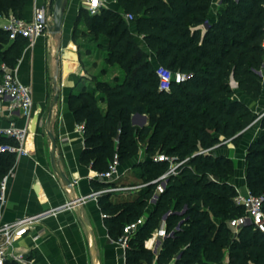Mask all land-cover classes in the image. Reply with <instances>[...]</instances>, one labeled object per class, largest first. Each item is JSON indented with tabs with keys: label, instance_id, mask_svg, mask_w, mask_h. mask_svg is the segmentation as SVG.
Here are the masks:
<instances>
[{
	"label": "trees",
	"instance_id": "trees-1",
	"mask_svg": "<svg viewBox=\"0 0 264 264\" xmlns=\"http://www.w3.org/2000/svg\"><path fill=\"white\" fill-rule=\"evenodd\" d=\"M213 0H119L125 14L101 9L90 15L86 8L81 17L90 37L101 38L106 63L119 66L123 78L114 84L98 81L95 88L72 94L69 100L77 122L84 127L85 149L81 162L98 173L108 170L115 154L121 166L135 161L142 149L143 158L135 174L146 185L134 196L113 200L111 195L99 200L105 225L112 239H118L124 226L148 213L146 223L132 238L127 249V264H264V234L245 227L238 239L232 238L229 221L242 216L237 206L236 188L228 178L235 175L232 159L212 148L231 140L239 144L242 132L257 118L252 108L235 98L234 81L241 92L257 102L263 89L254 72L264 62V0H225L216 21L210 20ZM29 0H0V14L23 17ZM201 26H207L203 33ZM136 27L147 50L141 48L132 31ZM84 36L86 34H83ZM27 41L10 42L0 28V62L14 67ZM157 57L159 66L173 72L192 74L183 84H173L170 91L160 90L157 68L150 60ZM137 103L155 111H166L154 118L146 131L136 129L131 110ZM104 104V107L101 105ZM120 123L114 134L112 124ZM264 129V116L261 119ZM144 142L142 148L139 144ZM201 150L213 153L200 154ZM159 154L189 161L171 176L166 191L153 208H149L156 184L169 169ZM14 155L0 157V183L15 165ZM248 189L255 195L264 193V132L253 141L246 156ZM215 178V180L211 179ZM94 190L106 184L92 181ZM188 210L168 219L169 230L186 218L182 229L165 240L157 257L145 242L159 227L169 210Z\"/></svg>",
	"mask_w": 264,
	"mask_h": 264
},
{
	"label": "crops",
	"instance_id": "crops-1",
	"mask_svg": "<svg viewBox=\"0 0 264 264\" xmlns=\"http://www.w3.org/2000/svg\"><path fill=\"white\" fill-rule=\"evenodd\" d=\"M102 2L101 9L125 14L119 0ZM42 4L49 9L52 0H29L23 18L30 20L35 6ZM83 8L84 0H69L62 31L55 36L47 32L34 45L27 43L21 58L14 66L18 79L33 88L34 107L29 121L16 122L20 127H28L30 155L17 159L11 168L7 200L0 207L1 223H12L89 196L95 191L92 181L99 182L98 172L81 162L86 146L85 138L79 130L81 124L77 122L69 100L72 94L81 93L85 88H95V84H90L85 78L82 65L84 59L98 62L101 81L114 84L117 78L124 76L119 66L107 65L105 51L96 54L87 52L85 43L91 35L84 18L81 17ZM210 20L216 21L212 12ZM200 28L203 33L207 30V26ZM132 33L139 46L147 50L146 42L143 36L138 35L136 27ZM150 60L155 66H159L154 54H151ZM231 86L238 101L253 103L234 81ZM56 88H59L60 96L53 107L51 128L57 140V160L71 180V188L56 174L50 159L51 140L46 131V122L52 110ZM252 110L257 118L242 132L239 144L229 141V153L225 154L222 153L224 143L212 148L219 155L234 161L238 172L229 182L243 193L248 190L245 173L247 152L253 141L264 132L261 124L260 127L258 125L264 116V83L260 98ZM9 123L7 117L0 119V126H7ZM127 169V165L122 167L125 179L129 175ZM104 219L99 201L88 199L79 206L44 217L16 244L15 253L32 260L34 264H127V250L110 237ZM232 238L235 239L233 231ZM227 260L228 253L224 263ZM154 264H157L156 259Z\"/></svg>",
	"mask_w": 264,
	"mask_h": 264
},
{
	"label": "built area",
	"instance_id": "built-area-1",
	"mask_svg": "<svg viewBox=\"0 0 264 264\" xmlns=\"http://www.w3.org/2000/svg\"><path fill=\"white\" fill-rule=\"evenodd\" d=\"M239 1V0H235ZM85 8L92 16L97 15L102 6V0H84ZM225 7V0H213L211 11L213 16L218 19L221 10ZM128 21H133L135 17L132 14H126ZM0 28L9 34L10 42L18 39L26 40L28 44L34 45L43 37L49 28L48 7L44 4L36 5L33 16L30 20L18 17L13 13L0 14ZM264 49V37L262 41ZM254 72L261 78L264 83V62L259 69ZM157 75L160 82V90L170 91L173 84H183L192 79V74L181 71L173 72L165 67L157 68ZM34 107V92L31 85L23 84L17 77L14 67L5 62H0V119L7 117L10 123L7 126H0V157L4 155H14L15 159L29 156V136L30 132L27 126L20 127L16 124L18 120L29 121ZM79 130L84 134V127L81 125ZM209 150H201L199 153H209ZM159 162L169 164L168 171L155 180V192L149 201L150 207L153 208L158 202L160 196L166 191L171 176L179 173V169L185 165L189 158L179 161L175 157L159 154L155 158ZM12 172L11 170L4 176L0 183V207L6 203L8 183ZM99 182L106 184L100 190L93 191L89 196L74 200L68 204L53 208L52 210L19 219L12 223L0 222V264H34L32 260L25 258L23 255L15 253L16 244L29 234V230L44 217L56 215L64 209H70L86 202L88 199L99 201L102 196L111 195L112 198H122L134 196L139 190L146 185H127L125 182L126 175L122 171L121 161L118 154H115L109 164V168L104 173H97ZM237 195L234 202L237 206L244 208L245 213L229 221V227L238 239L241 231L252 226L264 234V193L261 195L253 194L249 189L243 193L236 188ZM188 207L181 211L169 210L161 218L159 227L153 232L152 236L145 242L147 249L153 251L155 256L161 251L166 239L173 237L177 231L182 229L186 218H183L172 230H169L168 219L171 215H184ZM105 217V216H104ZM148 213L141 216L134 222L124 226L122 235L115 240L123 249L127 250L132 238L146 223ZM178 259L176 255L170 264H174ZM225 262V261H224ZM229 260L224 264H228Z\"/></svg>",
	"mask_w": 264,
	"mask_h": 264
},
{
	"label": "rangeland",
	"instance_id": "rangeland-1",
	"mask_svg": "<svg viewBox=\"0 0 264 264\" xmlns=\"http://www.w3.org/2000/svg\"><path fill=\"white\" fill-rule=\"evenodd\" d=\"M101 43H102L101 38H97V39H95L94 37L88 38L85 43L86 48L88 49L87 52L91 54L92 53L96 54L97 52L103 53L104 51L103 49H101V45H100ZM82 65L85 70V78L90 82V84H97L98 81L101 80L100 79L101 69H97L99 65L98 62L93 61L91 59H84ZM95 69L97 70L95 71ZM247 102H248L247 105L250 106L251 103L249 101ZM101 105L103 106L104 104H101ZM131 111L135 113L132 115L134 126H136L135 128L136 129L139 128L140 130L146 127L147 129L144 132H147L148 129H151L154 126L153 121H152L154 118H158L159 116H164L163 113L166 112V111H155L151 109L148 105H144L141 103H137ZM260 123L261 121H259L258 123L259 127H260ZM111 126L114 131L113 133L118 135L121 129L120 123H116L115 121V123L112 124ZM229 141L231 140H227L223 142L224 143V145L222 146L224 148V150L222 151L223 154L229 153L227 152L228 151L227 149L229 148L228 146ZM143 145H144V142L140 143L139 144L140 148H142ZM210 153H213V152L211 151ZM142 158H143L142 149H140L138 156L136 157L135 161H133V164H132L133 169L129 173V176H130L129 182H136V183L141 182L138 178L135 177V174L140 172L135 166ZM235 170H236L235 175L232 177H229L228 180H231L237 175L238 169L236 167H235ZM211 179L215 180V178H212V177Z\"/></svg>",
	"mask_w": 264,
	"mask_h": 264
},
{
	"label": "water",
	"instance_id": "water-1",
	"mask_svg": "<svg viewBox=\"0 0 264 264\" xmlns=\"http://www.w3.org/2000/svg\"><path fill=\"white\" fill-rule=\"evenodd\" d=\"M69 0H52V5L48 9V19H49V28L48 32L49 34L55 36L59 34L62 31V26H63V21H64V16H65V11L67 8ZM51 22V23H50ZM60 96V90L59 88H56V94L53 99L52 103V110L49 114V117L46 122V131L48 133V136L51 140V152H50V159H51V164L56 172V174L60 177L62 182L68 186L72 187V182L71 180L67 177V175L64 173L62 170L60 164L58 163L56 152H57V140L55 137V134L51 128V117L53 113V107L57 104ZM256 105V102H253L251 104V108H253Z\"/></svg>",
	"mask_w": 264,
	"mask_h": 264
},
{
	"label": "snow or ice",
	"instance_id": "snow-or-ice-1",
	"mask_svg": "<svg viewBox=\"0 0 264 264\" xmlns=\"http://www.w3.org/2000/svg\"><path fill=\"white\" fill-rule=\"evenodd\" d=\"M94 2H95V0H94Z\"/></svg>",
	"mask_w": 264,
	"mask_h": 264
}]
</instances>
